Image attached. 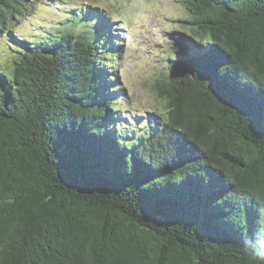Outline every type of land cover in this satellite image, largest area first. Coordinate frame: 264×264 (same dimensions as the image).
Instances as JSON below:
<instances>
[{
  "label": "trees",
  "instance_id": "obj_1",
  "mask_svg": "<svg viewBox=\"0 0 264 264\" xmlns=\"http://www.w3.org/2000/svg\"><path fill=\"white\" fill-rule=\"evenodd\" d=\"M42 1L0 0V264H264V0H182L138 131L104 10L18 38Z\"/></svg>",
  "mask_w": 264,
  "mask_h": 264
},
{
  "label": "rangeland",
  "instance_id": "obj_2",
  "mask_svg": "<svg viewBox=\"0 0 264 264\" xmlns=\"http://www.w3.org/2000/svg\"><path fill=\"white\" fill-rule=\"evenodd\" d=\"M49 4L55 7H49ZM90 4L104 10L111 34L119 39L116 43L118 60L112 66L106 64L115 93L110 106L116 119L113 128H133L135 131L139 130V126L146 128L157 121L158 112L163 110L154 83L159 72L166 69L164 51L170 48L180 30L178 19L185 14L183 1L43 0L36 5L34 17L22 21L13 32L18 38H26L23 27L36 28L51 23L63 26L58 23L64 18L63 10L82 8L89 14Z\"/></svg>",
  "mask_w": 264,
  "mask_h": 264
}]
</instances>
